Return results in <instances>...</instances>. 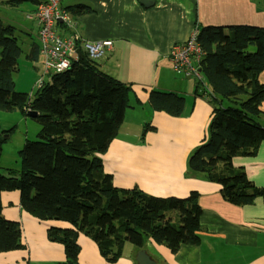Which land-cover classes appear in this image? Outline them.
<instances>
[{"label": "trees", "instance_id": "1", "mask_svg": "<svg viewBox=\"0 0 264 264\" xmlns=\"http://www.w3.org/2000/svg\"><path fill=\"white\" fill-rule=\"evenodd\" d=\"M90 12L89 9L85 10ZM205 52L203 72L213 95L207 140L189 159L193 173H206L220 186L225 201L247 206L264 189L252 183L237 157H253L264 142V29L253 26L199 29ZM38 58L39 47L32 46ZM23 54L15 28L0 21V110L35 111L41 126L38 139L20 151L21 170L0 168V253L25 249L19 222L2 214L1 196L17 191L21 208L38 220L62 222L67 228L49 229L51 241L64 246L66 264H75L80 234L90 237L101 254L116 262L126 244L141 248L147 239L172 253L182 245L201 244V216L197 192L186 199L156 197L134 188L119 189L106 172L102 156L117 137L131 108L133 86L103 73L86 53L71 68L50 75L34 99L17 91L14 74ZM153 110L179 117L185 100L173 93L151 91ZM178 211L176 218L169 213Z\"/></svg>", "mask_w": 264, "mask_h": 264}, {"label": "crops", "instance_id": "2", "mask_svg": "<svg viewBox=\"0 0 264 264\" xmlns=\"http://www.w3.org/2000/svg\"><path fill=\"white\" fill-rule=\"evenodd\" d=\"M45 1L0 0L22 44L26 62L25 69L16 73L15 85L28 94L37 89L41 58L38 52L37 60L29 59L34 56L32 46L39 47V42L38 26L27 17ZM151 1L61 0V6L72 15L75 29L60 22L59 34L66 37L74 31L82 53L85 42L112 43V49L96 63L103 73L131 84L133 93L132 107L102 156L104 166L105 156L109 161L113 159L112 170H105L119 189L137 188L152 196L178 199L197 192L202 208L201 244L182 245L172 253L165 245L147 239L143 247L133 248V257L126 256L125 245L119 260L111 262L90 237L80 234L81 249L75 264H138L140 251H145L154 264H264V199L259 197L247 206L232 205L223 199L220 186L208 174L189 169L190 157L208 138L213 95L203 72L199 82L195 77L176 73L170 61L173 46L186 42L196 29L198 33L208 26L264 29V0ZM17 14L24 16L20 19ZM258 79L264 85V71ZM151 91L183 97V114L174 117L153 110L149 103ZM262 111L259 121L264 126V102ZM233 165L243 168L249 180L264 189V142L255 156L237 157ZM2 199L6 200L3 217L20 223L26 248L0 253V264H66L64 246L50 240L49 229L69 225L40 221L24 211L17 191L3 194ZM178 213L169 214L176 218Z\"/></svg>", "mask_w": 264, "mask_h": 264}, {"label": "built area", "instance_id": "3", "mask_svg": "<svg viewBox=\"0 0 264 264\" xmlns=\"http://www.w3.org/2000/svg\"><path fill=\"white\" fill-rule=\"evenodd\" d=\"M27 18L38 26L41 69L38 72L36 87L39 89L44 84L46 76L68 71L79 59L76 45L79 40L74 31L66 37L59 34L60 22L67 28L75 29L72 15L61 6V0H46ZM198 34L196 29L186 42L174 45L170 52V61L176 73H184L202 82L201 67L205 52L198 42ZM82 49L90 61L98 62L112 49V43L85 42Z\"/></svg>", "mask_w": 264, "mask_h": 264}, {"label": "rangeland", "instance_id": "4", "mask_svg": "<svg viewBox=\"0 0 264 264\" xmlns=\"http://www.w3.org/2000/svg\"><path fill=\"white\" fill-rule=\"evenodd\" d=\"M20 19L24 16L22 14H17ZM7 16L8 12H6L2 6L0 5V19H3L4 24H13L9 22ZM14 19V16H10ZM17 17V16H16ZM6 18V20L4 19ZM19 21V19H15ZM22 21V20H21ZM25 60L24 56H21L19 67L20 69H25ZM14 80H17V75L14 74ZM48 77L45 78L47 81ZM17 91L26 93L22 90V87L19 85L16 87ZM22 90V91H21ZM35 92H29L30 99L33 100ZM136 109V108H135ZM136 111H140L136 109ZM136 116H140L141 113H136ZM127 123V122H126ZM41 126L40 124L34 119L30 118L27 115H24L19 109L13 111H3L0 110V168L3 172H16L17 174L21 170V158H20V151L23 149L26 141H34L38 139V133L40 132ZM143 132V131H142ZM141 134V133H140ZM140 136V135H139ZM105 159V169L112 170L113 166V159L111 157V161L107 156L104 157ZM14 192V191H13ZM5 193H12V192H4ZM3 194L1 196L2 207L3 203L6 202L3 198ZM3 214V213H2ZM9 220V219H7ZM13 221V220H9ZM17 222V221H16ZM134 246L130 244H126L125 247V254L126 256L132 255V250ZM211 253H207L210 256ZM209 256H206L207 258ZM133 257V255L131 256Z\"/></svg>", "mask_w": 264, "mask_h": 264}, {"label": "water", "instance_id": "5", "mask_svg": "<svg viewBox=\"0 0 264 264\" xmlns=\"http://www.w3.org/2000/svg\"><path fill=\"white\" fill-rule=\"evenodd\" d=\"M144 4H147L148 2H153L151 0H141ZM153 4V3H152ZM77 53L80 56H83V53L81 52L80 49L77 50ZM27 116L30 118H36L38 116V113L35 111H30ZM137 262L138 264H154L152 261L149 260V257L147 256L145 251H140L137 255Z\"/></svg>", "mask_w": 264, "mask_h": 264}]
</instances>
